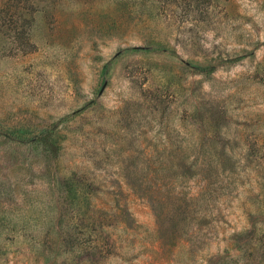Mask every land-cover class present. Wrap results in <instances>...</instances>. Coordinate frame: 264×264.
<instances>
[{"label": "rangeland", "instance_id": "obj_1", "mask_svg": "<svg viewBox=\"0 0 264 264\" xmlns=\"http://www.w3.org/2000/svg\"><path fill=\"white\" fill-rule=\"evenodd\" d=\"M0 264H264V0H0Z\"/></svg>", "mask_w": 264, "mask_h": 264}]
</instances>
